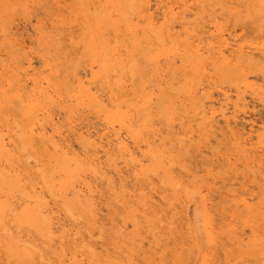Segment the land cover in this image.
Returning <instances> with one entry per match:
<instances>
[{
  "label": "bare ground",
  "instance_id": "1",
  "mask_svg": "<svg viewBox=\"0 0 264 264\" xmlns=\"http://www.w3.org/2000/svg\"><path fill=\"white\" fill-rule=\"evenodd\" d=\"M219 248L264 264V0H0V264Z\"/></svg>",
  "mask_w": 264,
  "mask_h": 264
},
{
  "label": "rangeland",
  "instance_id": "2",
  "mask_svg": "<svg viewBox=\"0 0 264 264\" xmlns=\"http://www.w3.org/2000/svg\"><path fill=\"white\" fill-rule=\"evenodd\" d=\"M60 2H62V6H64V7H70V5L72 4V0H59ZM156 1V0H155ZM155 3V2H154ZM153 3V7L155 6V4ZM43 11H45V8L44 9H42ZM43 11H41V10H36L33 14H34V16H35V18H34V21H33V23H37V24H40L41 22H45L46 24H49V22H51L52 21V19L51 18H53L54 17V15H52V14H50V15H48V14H46L45 12L43 13ZM38 14H37V13ZM66 12V11H65ZM19 13V12H18ZM18 13H16V15H15V17H16V21L14 22V24H13V29H14V31H18V32H26V36H30V38H31V40L33 41L34 39L33 38H35V40H36V36H35V33H34V30H33V27L31 26V22L28 20L29 18H28V15H21V14H18ZM46 14V15H45ZM48 16H50V18H48ZM53 16V17H52ZM27 17V18H26ZM24 19V20H23ZM27 19V20H26ZM44 19V20H43ZM26 21V22H25ZM17 25V26H16ZM23 30V31H22ZM31 30H33V31H31ZM31 32V33H30ZM34 45H35V41H34ZM234 180V181H233ZM231 182H230V184L231 183H237V181L238 180H236L235 178L233 179ZM236 180V181H235ZM239 186L237 185V187H235V188H238ZM254 196L253 197H255V195H257L256 193L255 194H253ZM210 197H212L211 199H213V197L214 196H210ZM215 198V197H214ZM213 201V200H212ZM215 202L217 201V200H214ZM257 200H254V202H256ZM214 202V203H215ZM52 204V203H51ZM50 204V207H52V208H54V209H52L53 211H55V207L53 206V204L51 205ZM219 207V208H218ZM218 207H215V209H220V206H218ZM221 210V209H220ZM220 210H217V211H220ZM104 211V210H103ZM56 215V214H55ZM217 218V216H215V219ZM218 219V218H217ZM219 226V225H218ZM106 229L108 228V226H106L105 227ZM103 240H104V243H105V245L108 247L109 246V236H104V238H103ZM221 240V242H223V243H226V242H224L225 240L222 238V239H220ZM223 240V241H222ZM171 241V242H170ZM167 243H165L164 242V245H162V247H161V250H165L164 252H166V253H168V256L166 257V258H169V254L171 253L170 251H169V248L171 247V251H172V249H174L175 248V246H174V243H172L173 241L172 240H168V241H166ZM171 244H169V243ZM102 244V242H98V248H100V245ZM168 244V246H169V248H168V246H167V248H165L166 247V245ZM104 245V246H105ZM229 249H231V247H229ZM167 250V251H166ZM218 250H220L219 252L220 253H222V250H221V248H219V249H217L216 251H218ZM111 251V250H110ZM219 252H217L216 254L218 255L219 254ZM215 253L214 254H212L211 256H212V258H209V264H214L213 262L215 261V264H219L220 262H221V260H222V262L221 263H224V261H223V259H224V257H223V253L221 254V256H220V254L218 255V256H220V257H218L217 255H216ZM216 255V258L214 257ZM210 256V257H211ZM215 258V259H214ZM210 259H214L213 261L212 260H210ZM217 261H219V263L217 262Z\"/></svg>",
  "mask_w": 264,
  "mask_h": 264
}]
</instances>
